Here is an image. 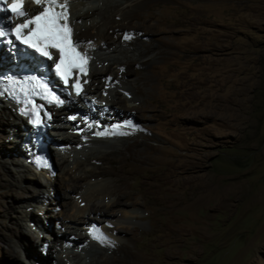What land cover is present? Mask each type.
<instances>
[{
	"label": "rangeland",
	"instance_id": "obj_1",
	"mask_svg": "<svg viewBox=\"0 0 264 264\" xmlns=\"http://www.w3.org/2000/svg\"><path fill=\"white\" fill-rule=\"evenodd\" d=\"M124 1L135 0H70L71 16L93 11L78 25L89 29L109 16L107 28L121 26L108 44L99 40L103 49L122 45L130 51L126 36L131 37L129 43L138 39L158 47L147 58L150 81L139 83L142 93L135 84H121L132 82L135 75L120 76L117 60L108 62L114 71L98 77L104 89L96 90V97L136 122L128 117L111 124L104 120L108 114H100L102 107L89 119L80 114L99 129L97 121L104 120L109 131L115 125H136L137 138L146 136L155 150L152 162L142 165L128 183L146 206L140 207L138 219L120 217L114 224L137 227L131 247L143 256V264H264V0H153L142 17L131 7L124 16L114 12ZM143 25L153 35L140 32ZM117 91L125 102L117 99ZM77 106H85L84 101ZM65 115L58 112L57 118L64 120ZM69 130L55 129L49 135L58 139ZM27 131L21 118L0 105V264H60L61 252L50 243L53 235L64 247H78L87 255L80 250L82 243L69 241L74 239L69 225L96 246L122 242L87 210L83 223H68L62 216L67 203L84 210L91 204L90 192L112 182L85 180L72 190L64 169L72 167V160H81L79 154L88 153L87 148L65 142L59 143L62 150L49 149L55 166L53 189L46 177L34 181L19 176L14 163L23 158L20 150L25 148L19 143ZM41 190L51 203L38 202ZM27 209L35 210L41 220L29 223L31 236L21 226ZM94 233L107 240L101 242ZM27 249L44 253L37 260L25 253Z\"/></svg>",
	"mask_w": 264,
	"mask_h": 264
},
{
	"label": "bare ground",
	"instance_id": "obj_2",
	"mask_svg": "<svg viewBox=\"0 0 264 264\" xmlns=\"http://www.w3.org/2000/svg\"><path fill=\"white\" fill-rule=\"evenodd\" d=\"M152 1L153 0H135L133 1V3L128 2L127 4L126 1H124L121 6L120 5L116 6L113 9V11L120 14L122 13V15L124 16L125 14L124 11L131 7L138 9L134 14L137 15L138 17H142L141 15L143 8H145L148 2L152 3ZM92 12L93 11L82 12L77 15L74 14L71 16V23L74 27V32H75L74 37L81 42L82 46H84L83 50H86L89 56L92 57L89 65V74L86 77V79L91 80V83L90 84L88 83L90 85L88 87H85L88 84L84 86V93H85L84 97L87 98L88 100H91V102L87 104V106H89L88 108L75 107L71 109V111L74 110L76 111V109H78L80 113L86 115L89 119L91 117H94L91 114L98 112L99 108L102 107V110L104 111L100 110V114H108V117L104 118V120L106 119L107 122H111L117 119H120L122 121L128 117L134 119V117L130 116L128 113L126 115H123V113L118 112L115 109V107L112 108L111 106H108V103L106 105H103V101L99 100L96 97L97 91L103 88V86L101 87L98 86L102 83L100 80H98V77L100 75H104L106 71L107 72L114 71L115 69L113 65L108 62L111 61L112 59L117 60L118 61L117 64H119V67H117V69L120 70V76L133 77L135 75L134 79H132L133 83L127 82L121 84H127V86L130 85L132 87L133 84H135L134 89L136 90V92L142 93L143 88L140 86L141 84L139 83L141 82L147 83L148 81H150L148 80V75L146 74V71L149 69L151 64H150V58L149 59L147 58L152 54L151 53L152 48H158V47L153 46L150 41L143 42L142 40L137 39L135 40L134 43L132 42L129 43L131 39H128L127 44H128V48L131 49L130 51L125 48L123 49L122 45L120 47L119 46L112 47L111 49L109 48L103 49V43H101L100 41H103L105 42V44H108L109 41L111 40V36L115 34L117 31H119L121 26L114 25L111 28H107L106 24L109 22V16L102 17L98 24L92 26L91 28L88 27L89 29H86L85 27H82L81 25L77 24V21L88 18ZM139 30L140 32L146 33L147 35L150 36L153 35V32L148 30L145 25H143V28ZM134 33L135 32L131 31V35L134 36L135 35ZM88 42H91L93 44L92 48L86 47V44ZM119 56H123V57H119ZM100 62L103 63V65L100 66L99 65ZM94 64H98V68L97 67L94 68ZM108 92H111V88L110 90H108ZM114 94L117 97V99L121 100L122 102H125L126 99L122 97L121 92L117 91ZM93 100L96 101V103L97 102L99 103V104L94 103V106L97 107V110L95 111L93 110L94 107L93 108L90 107V104L93 102ZM0 105H2L1 101H0ZM5 107L7 108L10 115L20 120L18 114L12 107H8L6 105ZM68 114L73 115L72 112H69ZM55 117H57V115H55ZM100 118H102L101 115ZM136 119H134L135 122ZM104 120L97 121L98 125L96 126H99L101 128L99 129L98 127H94L95 124H91L89 121L87 122L85 120H80L78 117H76L74 119V123L75 124L80 123L77 128H75L73 131L69 130L64 132L67 133L65 135L62 132V135H59L58 139L56 138L53 139L55 142L58 141L60 144H65V142L66 143L70 142L72 143V145H76V146L78 145L88 149V153L79 154L78 158L81 160L79 161H77L76 159L72 160L71 161L72 167H70L69 169H64L65 174L68 175V181L70 182V184L72 183V185L70 186L72 190H76V188L78 187L79 183H81V181L90 180L98 183L99 181L106 179L112 180L111 183L108 182L102 184L99 187L93 189L91 192L89 191L90 200L88 202H91V204L87 205V203H84V205H87V208L83 210L80 209L79 207L78 209L75 210L74 206H72V203H67L66 207L68 208L64 211V214L62 216L66 219L68 223H75V224L83 223L85 222V211L87 210L89 216L93 217L91 219H94V216H98V218L94 220H98V222L100 221L101 223H107V227L105 229L107 233L109 232L114 237H120L121 239H123V241L118 243L116 242L117 244L107 243L96 246L92 242H89V240L87 239L88 236H86V234H83L79 228H76L74 225H69L68 227L71 229L70 232L72 233V236H74L73 240L72 237L68 238L69 241H76L78 245L82 243L80 245L81 246L80 250L85 249L87 251V255H84L83 253L79 252L77 250L78 247L75 248L74 250H70L68 249V247L67 248L64 247L63 242L61 240L56 239L55 235H53L52 237H50V241H51L50 243H52V245L56 243V246L59 248L58 249L59 252H61L60 264H143V256L131 247V242L135 239V236L137 235V231H138L137 227L114 224V223L116 221L115 219L120 217L126 220L138 219L139 217L137 213L140 207L146 206V202H145L146 200L144 201L143 199L142 200L139 199L137 197V191L134 188H132V186H128V183L130 179H133V177L139 175L140 168L142 167V165L147 164V161L148 164L152 162L151 154H153L155 150L150 145L146 136L140 134L141 135L140 139L137 138L138 135L136 134L137 131L135 128L133 127L117 128V125H115V128L109 131L107 130V127L105 126L103 127L102 123H104L105 125ZM14 123L18 124L19 122L14 120ZM134 127H136V125ZM64 128H70V126H68V123L67 125L66 124L59 125L57 129L60 131L63 130ZM78 128L83 130L77 132ZM101 131L104 132L116 131L117 134L108 135V136H97L96 133ZM120 132H123L125 134L120 135L119 134ZM24 136L25 134H23L21 142L23 141ZM114 138L116 140H112ZM94 145H98V146H94ZM110 148H116V149L108 150ZM20 153H23V158L17 160L15 159V163H14L16 164V166L19 167V171H18L19 176L21 178L28 177L34 181H39V179L33 173L32 174L30 173L29 168H27L28 165H26V161L28 156H26V148L25 150L21 149ZM88 166H91V168L89 169ZM77 171L78 172L81 171L83 175L78 176ZM44 177H46V179H48L50 182L48 184L49 188H52L51 186L52 184H54V181L51 180L50 176L48 175ZM49 196H50L49 194L41 190L39 191L36 199H38V202H45V200H49L47 202L51 203L50 201L51 199ZM109 197H112L110 201L103 202L105 199ZM198 201L199 202L201 201L200 198ZM68 205H71V207ZM31 211H32L31 209H27L26 211L27 218H23L21 220V226L25 230V233L29 236H31V231H32L31 229L29 230L30 227L29 223L33 222V223L41 224V220L39 216H36V212H34L35 210L32 212ZM33 232L34 231H32V233ZM43 237L45 236L43 235L41 238L38 237L37 238L39 240H43ZM64 238L67 239L66 237ZM77 238H80L81 240H77ZM53 248L55 249V247H52V249ZM44 249L45 248H43L42 250ZM17 251H18L17 252L18 255H20V250ZM25 253L35 257L38 260L41 259L42 254L44 252L40 251L39 253L27 249Z\"/></svg>",
	"mask_w": 264,
	"mask_h": 264
},
{
	"label": "snow or ice",
	"instance_id": "obj_3",
	"mask_svg": "<svg viewBox=\"0 0 264 264\" xmlns=\"http://www.w3.org/2000/svg\"><path fill=\"white\" fill-rule=\"evenodd\" d=\"M33 2L42 8L35 15L25 8L26 0H0V12L10 13V18L13 21L11 27L0 25V42H7L9 45L19 42V44L34 50L41 57L54 61L55 74L63 82L65 88L67 89L71 81V88L75 95L80 96L84 92V84L87 83V80L82 82L81 77L88 76L92 57L86 50H83L84 46L81 42L74 39L70 0H33ZM16 20L20 22L16 23ZM130 38L129 36L125 37V39ZM86 47L92 48L93 44L88 42ZM110 81L111 78H109ZM4 92L24 105L23 113L31 115L32 123L37 126L44 123L41 113L45 106L37 104L35 97L57 106H62L65 103L47 82L36 78L22 81L12 79ZM44 116L51 119V115L47 113H44ZM71 119H75V117H71ZM119 127L121 126L118 125L117 128ZM124 127L134 126L129 124ZM115 134H117L116 131L96 133L97 136ZM119 134L124 135L125 133L120 132ZM41 164L46 168L51 167L47 160L42 161ZM94 238L101 242L107 240V237L102 234L95 235L94 233Z\"/></svg>",
	"mask_w": 264,
	"mask_h": 264
},
{
	"label": "clouds",
	"instance_id": "obj_4",
	"mask_svg": "<svg viewBox=\"0 0 264 264\" xmlns=\"http://www.w3.org/2000/svg\"><path fill=\"white\" fill-rule=\"evenodd\" d=\"M90 65V64H89ZM85 86V85H84ZM87 101V102H90L91 100H88L87 98H85L84 97V93H82V96H80L78 99H77V102H76V104H75V107H84V106H77V103L79 102V101ZM0 101L2 102V104L3 105H6V106H8V107H12V106H9L8 104H6L4 101H2L1 99H0ZM94 101V100H93ZM74 107V108H75ZM13 108V107H12ZM14 109V108H13ZM15 111H16V109H14ZM63 112L64 114H66V115H69V114H67L66 112L68 111H71V110H68L67 109V107H63L62 109H60V110H54V109H50L49 110V113L52 115V117H53V124H52V126L48 129V130H46V136L44 137V139L46 140V137L49 139V142L48 143H46V148H45V151H46V156H47V159L49 160V163H50V165H51V168L50 169H48V168H39V169H37L35 166H34V164H33V161H32V159H33V157H35V156H33V153L32 152H29V150H27V148H26V145H25V143L27 142L28 143V141H26V136L31 132V128L28 126V124H27V121L26 120H24L23 118H21L19 115V117L22 119V121L26 124V126L28 127V131L26 132V134H25V136H24V138H23V141L21 142V143H19V145H20V148H26V156H28L27 157V161H26V164L28 165V168H29V171L30 172H32L36 177L37 176H42V177H44V176H53L54 174H55V169H54V167H53V165H52V162H51V160H50V158H49V149L51 148V150H53V151H55V150H62L63 149V145H60L59 144V142L57 141V142H55L54 140H53V138L52 137H50V135H49V132L50 131H54L55 129H57L58 128V126L59 125H67V123H66V121L65 120H61V121H58V118H61V117H55V115H57V113L58 112ZM72 113H78L79 111H78V109H76V111L74 110V111H71ZM17 113V112H16ZM65 115V116H66ZM65 118V117H64ZM65 121V122H64ZM68 125H71V124H68ZM25 127V126H24ZM75 128H77V127H75ZM75 128H73V127H70V129L71 130H74ZM25 130V129H24ZM28 145V144H27ZM47 245H45L44 247H46Z\"/></svg>",
	"mask_w": 264,
	"mask_h": 264
},
{
	"label": "water",
	"instance_id": "obj_5",
	"mask_svg": "<svg viewBox=\"0 0 264 264\" xmlns=\"http://www.w3.org/2000/svg\"><path fill=\"white\" fill-rule=\"evenodd\" d=\"M49 158H50V160H51V162H52V165H53V167H54V169H55L54 161H53V157L51 156V153H49Z\"/></svg>",
	"mask_w": 264,
	"mask_h": 264
}]
</instances>
